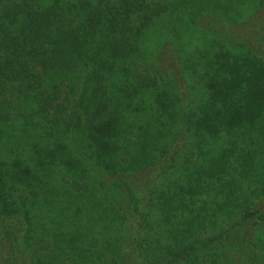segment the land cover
Returning <instances> with one entry per match:
<instances>
[{
	"label": "trees",
	"instance_id": "1",
	"mask_svg": "<svg viewBox=\"0 0 264 264\" xmlns=\"http://www.w3.org/2000/svg\"><path fill=\"white\" fill-rule=\"evenodd\" d=\"M0 264H264V0H0Z\"/></svg>",
	"mask_w": 264,
	"mask_h": 264
}]
</instances>
